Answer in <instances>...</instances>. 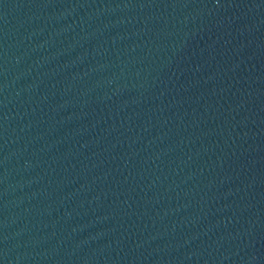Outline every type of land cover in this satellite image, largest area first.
I'll return each mask as SVG.
<instances>
[{"label":"water","instance_id":"1","mask_svg":"<svg viewBox=\"0 0 264 264\" xmlns=\"http://www.w3.org/2000/svg\"><path fill=\"white\" fill-rule=\"evenodd\" d=\"M0 264H264V0H0Z\"/></svg>","mask_w":264,"mask_h":264}]
</instances>
